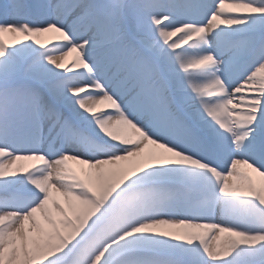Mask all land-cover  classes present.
<instances>
[{
  "label": "snow or ice",
  "instance_id": "obj_1",
  "mask_svg": "<svg viewBox=\"0 0 264 264\" xmlns=\"http://www.w3.org/2000/svg\"><path fill=\"white\" fill-rule=\"evenodd\" d=\"M0 264H264V0H0Z\"/></svg>",
  "mask_w": 264,
  "mask_h": 264
},
{
  "label": "rangeland",
  "instance_id": "obj_2",
  "mask_svg": "<svg viewBox=\"0 0 264 264\" xmlns=\"http://www.w3.org/2000/svg\"><path fill=\"white\" fill-rule=\"evenodd\" d=\"M4 39H5L6 45H12V44H15L18 40L19 41H23L24 38L23 37H13L11 35L6 34ZM37 39L40 41V43L45 44L48 47H51L53 45V43L58 40V34H46L44 36L37 37ZM25 42H27V41H25ZM74 58H75V54H72V56H70L65 61L66 66ZM75 70L78 71L79 69H75ZM18 163L24 165L25 167H28L29 165H31L33 163H37V162H34V161H20ZM69 163L72 164V162H69ZM73 166L76 167L75 165H73Z\"/></svg>",
  "mask_w": 264,
  "mask_h": 264
}]
</instances>
